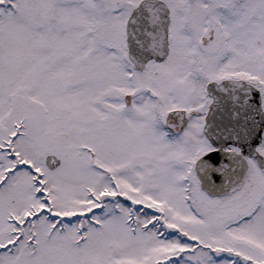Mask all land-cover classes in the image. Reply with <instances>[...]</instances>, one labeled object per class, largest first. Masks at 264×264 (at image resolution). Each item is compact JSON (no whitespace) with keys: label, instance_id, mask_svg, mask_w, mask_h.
I'll use <instances>...</instances> for the list:
<instances>
[{"label":"snow or ice","instance_id":"snow-or-ice-1","mask_svg":"<svg viewBox=\"0 0 264 264\" xmlns=\"http://www.w3.org/2000/svg\"><path fill=\"white\" fill-rule=\"evenodd\" d=\"M0 264H264V0H0Z\"/></svg>","mask_w":264,"mask_h":264}]
</instances>
